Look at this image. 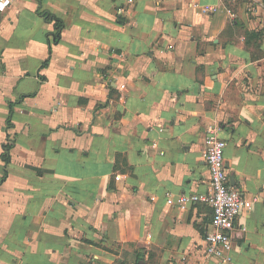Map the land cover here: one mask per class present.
Returning <instances> with one entry per match:
<instances>
[{
    "label": "crops",
    "instance_id": "1",
    "mask_svg": "<svg viewBox=\"0 0 264 264\" xmlns=\"http://www.w3.org/2000/svg\"><path fill=\"white\" fill-rule=\"evenodd\" d=\"M211 127L249 203L231 256L264 264V0H13L0 264H219L212 208L179 200L210 187Z\"/></svg>",
    "mask_w": 264,
    "mask_h": 264
},
{
    "label": "built area",
    "instance_id": "2",
    "mask_svg": "<svg viewBox=\"0 0 264 264\" xmlns=\"http://www.w3.org/2000/svg\"><path fill=\"white\" fill-rule=\"evenodd\" d=\"M134 0H128L132 3ZM256 1V0H253ZM13 0H0V13L5 12ZM209 10L216 7L209 6ZM232 15H235L231 12ZM125 87V84H122ZM226 140L219 137L216 128H209L205 137L203 155L209 168L210 187L205 192L182 193L180 203H205L213 210L212 228L205 236L206 256L215 259L219 264H235L231 256L233 235L236 230L244 231L245 226L239 224V216L249 203L242 191L230 181L225 163ZM169 202H173L170 196ZM136 264V263H134Z\"/></svg>",
    "mask_w": 264,
    "mask_h": 264
},
{
    "label": "trees",
    "instance_id": "3",
    "mask_svg": "<svg viewBox=\"0 0 264 264\" xmlns=\"http://www.w3.org/2000/svg\"><path fill=\"white\" fill-rule=\"evenodd\" d=\"M45 15L47 16V18L49 20H55L56 31L54 33V36H55V41H57L60 38L61 31H62V29L64 27V23H63V21L60 18L56 17L55 15H52L50 13H46ZM46 63H47V61H45V64ZM10 148H11L10 144H6L5 145V153H3V157H4V159L7 162L10 160V157L8 155V152H9Z\"/></svg>",
    "mask_w": 264,
    "mask_h": 264
}]
</instances>
